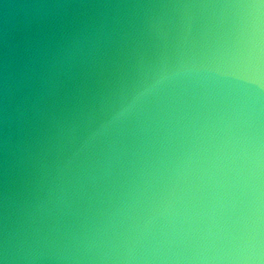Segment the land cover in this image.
Masks as SVG:
<instances>
[{"label":"clouds","instance_id":"1","mask_svg":"<svg viewBox=\"0 0 264 264\" xmlns=\"http://www.w3.org/2000/svg\"><path fill=\"white\" fill-rule=\"evenodd\" d=\"M0 264H264V0H0Z\"/></svg>","mask_w":264,"mask_h":264}]
</instances>
